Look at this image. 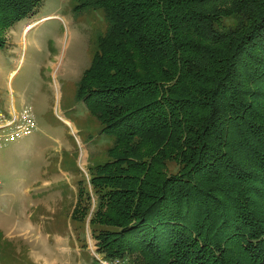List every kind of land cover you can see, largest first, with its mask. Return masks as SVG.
<instances>
[{"label": "trees", "instance_id": "trees-1", "mask_svg": "<svg viewBox=\"0 0 264 264\" xmlns=\"http://www.w3.org/2000/svg\"><path fill=\"white\" fill-rule=\"evenodd\" d=\"M42 1L0 0V49L3 29ZM74 9L98 10L106 25L78 83L112 137L89 180L98 252H138V264H264V0Z\"/></svg>", "mask_w": 264, "mask_h": 264}, {"label": "rangeland", "instance_id": "rangeland-1", "mask_svg": "<svg viewBox=\"0 0 264 264\" xmlns=\"http://www.w3.org/2000/svg\"><path fill=\"white\" fill-rule=\"evenodd\" d=\"M76 4L77 0H43L32 15L2 31L0 146L8 134L23 136L6 140L0 147V264L37 263L41 253L48 264L57 258L56 244L49 243L46 253L43 226L37 217L40 213L53 217L49 208L48 212L40 209V201L57 202L60 170L67 173L64 178L83 176L76 185L73 214L77 220L71 228L79 247L87 248L79 263L99 264L95 256L98 242L88 226L98 208L89 180L93 169L107 161L112 137L100 132V122L78 95V83L90 65L93 39L106 25L102 12L75 10ZM28 25L23 32L21 28ZM25 108L30 114L24 113ZM166 170L170 173L172 166ZM51 193L54 196L47 195ZM85 222L86 230L81 232ZM8 250L17 257L8 255ZM126 257L129 264L141 260L138 252ZM69 259L75 264L76 260Z\"/></svg>", "mask_w": 264, "mask_h": 264}, {"label": "crops", "instance_id": "crops-1", "mask_svg": "<svg viewBox=\"0 0 264 264\" xmlns=\"http://www.w3.org/2000/svg\"><path fill=\"white\" fill-rule=\"evenodd\" d=\"M21 30H24V26L21 28ZM65 122L70 123V120L65 119ZM57 166H58V160H57ZM81 166V164H80ZM62 175L57 172V202H54L53 204H50L48 201H40V209L44 210L45 212H48L47 209L54 211L53 213L49 211L51 214H53V217H48V215L40 213L38 215L39 224L43 226L41 227L42 233L44 234L45 238V246L48 248L46 249L45 246H43L47 251L50 250V244L53 243L57 246L54 247V250L57 253V258L54 260L52 259L51 263L55 264L54 261L57 260V264H72L71 260H66L67 257L73 258V262L75 264H81L79 263L81 256L83 255L84 251L86 249L79 247V245L76 242V236L74 233L75 229L71 228V225L75 220H77V217L75 216V213L73 214V209L77 203V182L81 181L83 179V176L80 175L81 173L78 170V173L80 174H72L69 177H65L67 173L65 171H61ZM82 178V179H81ZM50 197L54 196L52 193L47 194ZM55 200V199H54ZM56 201V200H55ZM57 213V217H55V214ZM49 214V213H48ZM57 218V220H56ZM45 220V221H44ZM54 223H57V231L55 229L53 230ZM61 225L62 227H59ZM82 230L81 232H84L86 230V222L81 225ZM85 228V229H84ZM13 255L14 257H17V254L14 253V251L8 250V255ZM45 254L41 253L36 256V262L34 263H24V264H48V262L45 260ZM88 259V257H87ZM88 262L91 260L88 259ZM22 262V260H21Z\"/></svg>", "mask_w": 264, "mask_h": 264}, {"label": "built area", "instance_id": "built-area-1", "mask_svg": "<svg viewBox=\"0 0 264 264\" xmlns=\"http://www.w3.org/2000/svg\"><path fill=\"white\" fill-rule=\"evenodd\" d=\"M24 113L25 114H27V113L30 114L29 109L25 108ZM30 118H31V115H30ZM23 119L26 120L27 119L26 116H25V118L23 116ZM31 120H32V118H31ZM32 123H33V121H32ZM28 129H27V132H28ZM21 136H23V135H21ZM21 136L19 134H8V135H6L5 141L6 140H13V139L21 137ZM3 143L1 144V146L3 145ZM95 256H96V259L98 260L99 264H129L127 258H124V257H107V256H105L102 253H96Z\"/></svg>", "mask_w": 264, "mask_h": 264}, {"label": "bare ground", "instance_id": "bare-ground-1", "mask_svg": "<svg viewBox=\"0 0 264 264\" xmlns=\"http://www.w3.org/2000/svg\"><path fill=\"white\" fill-rule=\"evenodd\" d=\"M31 27V25H28L27 27H26V29H28V28H30Z\"/></svg>", "mask_w": 264, "mask_h": 264}]
</instances>
